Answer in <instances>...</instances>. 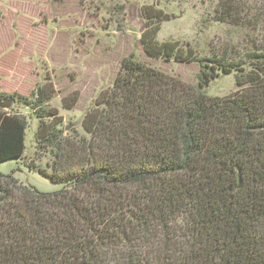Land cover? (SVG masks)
<instances>
[{"label":"trees","instance_id":"16d2710c","mask_svg":"<svg viewBox=\"0 0 264 264\" xmlns=\"http://www.w3.org/2000/svg\"><path fill=\"white\" fill-rule=\"evenodd\" d=\"M237 5L224 0L215 20L240 25ZM145 18V53L198 63L196 84L131 54L70 139L39 89L29 117L0 108V165L14 162L0 172V264H264V43L198 59L153 41L168 17ZM231 75L235 91L209 94ZM31 119L37 161L25 165Z\"/></svg>","mask_w":264,"mask_h":264},{"label":"rangeland","instance_id":"374dc122","mask_svg":"<svg viewBox=\"0 0 264 264\" xmlns=\"http://www.w3.org/2000/svg\"><path fill=\"white\" fill-rule=\"evenodd\" d=\"M222 2L0 0L1 100L14 102L9 112L29 117L25 108L30 107L24 104L33 102L41 90L42 98L48 95L42 110L45 114L55 110L61 119L62 136L71 138L74 132L82 134L84 116L99 94L111 88L121 61L131 54L138 62L196 84L198 63L167 61L145 53L140 42L148 23L145 14L160 13V17L169 19L152 25L153 29L158 27L153 39L157 45L177 43L185 52L191 49L198 59L214 58L218 51L226 49L232 60H238L251 49L253 41L264 43V0H230L239 6L238 26L215 20L221 17ZM250 17H259L261 24L254 26ZM207 89L212 96H227L236 90L234 78L221 76ZM36 127L34 119L27 122L25 165L37 161L33 139ZM13 166L14 162L2 164L0 172L11 173ZM21 168L19 165L16 169ZM19 174L25 185L41 192L58 188L37 173Z\"/></svg>","mask_w":264,"mask_h":264},{"label":"water","instance_id":"95a60500","mask_svg":"<svg viewBox=\"0 0 264 264\" xmlns=\"http://www.w3.org/2000/svg\"><path fill=\"white\" fill-rule=\"evenodd\" d=\"M11 105H12V102L10 100H4V101H2L0 99V108L1 109H8V108L11 107Z\"/></svg>","mask_w":264,"mask_h":264}]
</instances>
